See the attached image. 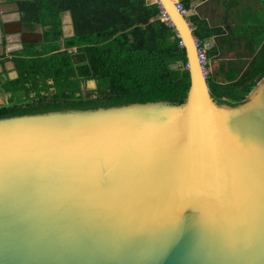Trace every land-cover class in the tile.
Instances as JSON below:
<instances>
[{
    "label": "water",
    "instance_id": "water-1",
    "mask_svg": "<svg viewBox=\"0 0 264 264\" xmlns=\"http://www.w3.org/2000/svg\"><path fill=\"white\" fill-rule=\"evenodd\" d=\"M153 2L186 52V104L0 120V264H264V78L217 105L190 14Z\"/></svg>",
    "mask_w": 264,
    "mask_h": 264
},
{
    "label": "trees",
    "instance_id": "trees-1",
    "mask_svg": "<svg viewBox=\"0 0 264 264\" xmlns=\"http://www.w3.org/2000/svg\"><path fill=\"white\" fill-rule=\"evenodd\" d=\"M179 0L190 12L195 3ZM17 6L27 32L42 29L39 43L12 54L18 77L0 83L9 102L0 120L68 111H88L134 104L183 106L190 91L186 52L175 27L163 21L153 0H6ZM70 12L74 36L66 37L63 20ZM199 47L223 35L221 28L193 14L188 17ZM244 49L217 58L206 50L212 69L207 82L219 106L243 104L264 78V24L241 32ZM236 35V37H238ZM225 37V45H235ZM76 49V52L73 49ZM209 63V62H208ZM95 81V90L86 89Z\"/></svg>",
    "mask_w": 264,
    "mask_h": 264
},
{
    "label": "crops",
    "instance_id": "crops-1",
    "mask_svg": "<svg viewBox=\"0 0 264 264\" xmlns=\"http://www.w3.org/2000/svg\"><path fill=\"white\" fill-rule=\"evenodd\" d=\"M179 1V0H178ZM226 4V5H225ZM190 15L205 19L212 28H221L223 35L216 36L205 43V49L217 48V58H230L244 49L241 32H248L264 24V0H208L195 3ZM66 36L73 35L72 23L64 26ZM236 35L238 37H236ZM225 37H235V45L223 43ZM42 40L41 28L27 32L20 23L18 8L13 3L0 0V83L18 77L12 61V54L22 49L26 43H39ZM209 72L212 69L208 63ZM9 94L0 89V106L9 101Z\"/></svg>",
    "mask_w": 264,
    "mask_h": 264
},
{
    "label": "built area",
    "instance_id": "built-area-1",
    "mask_svg": "<svg viewBox=\"0 0 264 264\" xmlns=\"http://www.w3.org/2000/svg\"><path fill=\"white\" fill-rule=\"evenodd\" d=\"M176 7H177V9H178L181 13H187V11L184 10V8L182 7V5L180 4V2H179L178 0H176ZM162 20H163V21H166V22H170L169 17H168L165 13H163V18H162ZM181 46H183V43H182V42H181ZM198 47H199V43H198ZM73 50L76 52V49H73ZM70 52H72V51H70ZM198 54H199V60H200L201 65H202L204 68L207 67V66H208V62H209V60H208V58H207V56H206V51H205V49H202V48L199 47V52H198Z\"/></svg>",
    "mask_w": 264,
    "mask_h": 264
},
{
    "label": "rangeland",
    "instance_id": "rangeland-1",
    "mask_svg": "<svg viewBox=\"0 0 264 264\" xmlns=\"http://www.w3.org/2000/svg\"><path fill=\"white\" fill-rule=\"evenodd\" d=\"M64 20H65V24L66 25H69L71 23V20H70V17H69V14L68 13L65 14ZM90 82L87 84V88L88 89H91V90H94V87H93V85Z\"/></svg>",
    "mask_w": 264,
    "mask_h": 264
},
{
    "label": "flooded vegetation",
    "instance_id": "flooded-vegetation-1",
    "mask_svg": "<svg viewBox=\"0 0 264 264\" xmlns=\"http://www.w3.org/2000/svg\"><path fill=\"white\" fill-rule=\"evenodd\" d=\"M74 49H75V48H74ZM72 52H75V51L73 50ZM86 89H88L87 86H86ZM88 90H91V89H88ZM94 90H95V89H94ZM8 102H9V101H8ZM8 102H6L5 104H7ZM5 104H3V105H5ZM3 105H2V106H3Z\"/></svg>",
    "mask_w": 264,
    "mask_h": 264
}]
</instances>
